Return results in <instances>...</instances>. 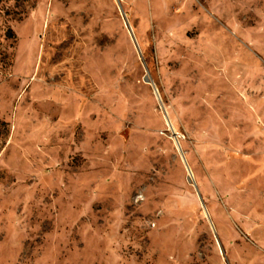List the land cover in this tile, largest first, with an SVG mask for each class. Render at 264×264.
Segmentation results:
<instances>
[{"label": "rangeland", "instance_id": "rangeland-1", "mask_svg": "<svg viewBox=\"0 0 264 264\" xmlns=\"http://www.w3.org/2000/svg\"><path fill=\"white\" fill-rule=\"evenodd\" d=\"M0 264H264V0H0Z\"/></svg>", "mask_w": 264, "mask_h": 264}, {"label": "water", "instance_id": "water-1", "mask_svg": "<svg viewBox=\"0 0 264 264\" xmlns=\"http://www.w3.org/2000/svg\"><path fill=\"white\" fill-rule=\"evenodd\" d=\"M126 25H127V27H128V31H129V33H130L132 39H133V42H134V44H135V47H137L136 42H135L134 35H132L131 28L128 26L127 22H126ZM144 80L147 81V82H150L147 78H144ZM168 124H169V122H168ZM169 125H170V124H169ZM187 169L189 170V172H190V174H191L190 169H189L188 167H187ZM191 177H192V175H191ZM191 177H190V178H191ZM190 180H191V179H190ZM199 198H200V197H199ZM200 199H201V198H200ZM207 216H208V213H207ZM210 222H211V221H210ZM212 228H213V227H212Z\"/></svg>", "mask_w": 264, "mask_h": 264}, {"label": "bare ground", "instance_id": "bare-ground-1", "mask_svg": "<svg viewBox=\"0 0 264 264\" xmlns=\"http://www.w3.org/2000/svg\"><path fill=\"white\" fill-rule=\"evenodd\" d=\"M188 174H189V176L191 177V174H190L189 170H188Z\"/></svg>", "mask_w": 264, "mask_h": 264}]
</instances>
